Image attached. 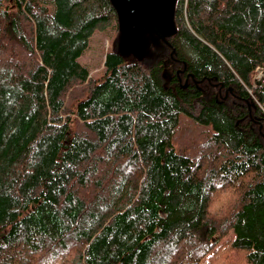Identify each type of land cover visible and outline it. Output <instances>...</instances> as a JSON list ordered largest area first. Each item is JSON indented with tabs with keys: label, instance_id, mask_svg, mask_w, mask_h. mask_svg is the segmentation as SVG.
Listing matches in <instances>:
<instances>
[{
	"label": "trees",
	"instance_id": "1",
	"mask_svg": "<svg viewBox=\"0 0 264 264\" xmlns=\"http://www.w3.org/2000/svg\"><path fill=\"white\" fill-rule=\"evenodd\" d=\"M174 24L138 54L109 0H0V264H264V0Z\"/></svg>",
	"mask_w": 264,
	"mask_h": 264
},
{
	"label": "water",
	"instance_id": "2",
	"mask_svg": "<svg viewBox=\"0 0 264 264\" xmlns=\"http://www.w3.org/2000/svg\"><path fill=\"white\" fill-rule=\"evenodd\" d=\"M116 12L119 33L138 54L144 50L143 36L165 42L174 35L176 0H109Z\"/></svg>",
	"mask_w": 264,
	"mask_h": 264
},
{
	"label": "rangeland",
	"instance_id": "3",
	"mask_svg": "<svg viewBox=\"0 0 264 264\" xmlns=\"http://www.w3.org/2000/svg\"><path fill=\"white\" fill-rule=\"evenodd\" d=\"M113 40L114 41L116 40V34L112 31H109V30L96 32L91 37L88 50L80 58V62L89 67L90 75L97 76L102 72V70H103V58H104L105 52L107 49H109V46L112 44ZM122 42H123V40L120 39L118 44H120ZM124 48H128V49L136 51L133 47H129L128 42H125V41L122 45H120L121 50H123ZM256 76L262 77V72L258 71L256 73ZM183 126L186 128L189 127V126L184 125V124H183ZM189 134H192L191 136H194V137L196 136V133L192 130V128H191L190 133H188V135ZM195 143H196L195 147L200 148L199 147L200 141L196 140ZM192 146H194V145H192ZM216 201L217 200H215L213 202H216ZM217 206L219 207V202L211 204L209 206V211H210V209L212 211L214 209V207L217 208ZM66 259H68V258L64 257V256H59L57 258L58 261L56 264L61 263V261H63V260L67 261ZM205 264H211V258H208L207 260H205Z\"/></svg>",
	"mask_w": 264,
	"mask_h": 264
},
{
	"label": "bare ground",
	"instance_id": "4",
	"mask_svg": "<svg viewBox=\"0 0 264 264\" xmlns=\"http://www.w3.org/2000/svg\"><path fill=\"white\" fill-rule=\"evenodd\" d=\"M258 71H261V70H256V73L258 72ZM262 72V77H257L256 76V74H255V78H254V84L255 85H258V84H260L261 83V81H263V77H264V71H261Z\"/></svg>",
	"mask_w": 264,
	"mask_h": 264
}]
</instances>
